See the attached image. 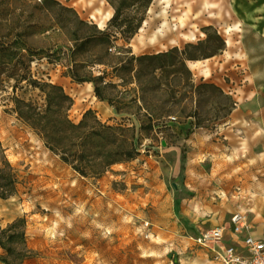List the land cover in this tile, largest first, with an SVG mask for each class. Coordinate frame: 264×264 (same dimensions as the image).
<instances>
[{
    "label": "rangeland",
    "instance_id": "obj_1",
    "mask_svg": "<svg viewBox=\"0 0 264 264\" xmlns=\"http://www.w3.org/2000/svg\"><path fill=\"white\" fill-rule=\"evenodd\" d=\"M119 1L0 0V174L16 181L0 194V264H214L197 239L243 204L218 125L251 88L264 101V38L199 22L208 0H153L130 41L106 37L110 20L92 16ZM32 81L60 85L76 124L92 110L88 131L93 116L120 126L133 157L99 178L75 171L13 111L14 97L47 104Z\"/></svg>",
    "mask_w": 264,
    "mask_h": 264
},
{
    "label": "trees",
    "instance_id": "obj_2",
    "mask_svg": "<svg viewBox=\"0 0 264 264\" xmlns=\"http://www.w3.org/2000/svg\"><path fill=\"white\" fill-rule=\"evenodd\" d=\"M152 2L153 0H120L117 5L113 4L114 15L109 21V26L115 31L105 32L103 35H120L124 40L130 41L142 28ZM130 8L132 10L127 13ZM31 85L45 93L47 104L40 107L14 97V113L23 125L43 141L46 148L71 165L79 174L99 178L112 165L133 157L132 152L121 144L120 126L108 125L93 116L98 130L88 131L92 110H88L82 121L76 124L68 114L74 101L60 85L45 81H32ZM95 93L100 99L97 87ZM103 141L106 144L102 145ZM95 148L99 149L93 151ZM7 171L5 174L4 170H1L0 174L1 180L7 181L0 183V194L4 199L14 195L16 183L13 169L9 167Z\"/></svg>",
    "mask_w": 264,
    "mask_h": 264
},
{
    "label": "crops",
    "instance_id": "obj_3",
    "mask_svg": "<svg viewBox=\"0 0 264 264\" xmlns=\"http://www.w3.org/2000/svg\"><path fill=\"white\" fill-rule=\"evenodd\" d=\"M216 4L222 6L221 12L212 15L210 11L213 7L211 0H208L205 6L208 13L202 12L197 20L202 22L207 19L206 25H214L212 21L224 25L233 21L239 24L237 28L242 35L254 31L264 38V0H223ZM234 28L233 26V31L237 30ZM260 90V87L251 88V95L243 97L231 114L219 123V130L217 129L226 140L225 155L233 159L234 165L239 168L234 166L232 169L236 177L231 185L245 194L237 196L243 200V204L232 215L240 213L246 217L249 230H243L241 238L252 234L264 239V101L260 100ZM100 103L106 104L110 112L116 109L108 98H103ZM230 221L226 225L225 242L238 246L233 239ZM213 263L219 264L215 260Z\"/></svg>",
    "mask_w": 264,
    "mask_h": 264
},
{
    "label": "built area",
    "instance_id": "obj_4",
    "mask_svg": "<svg viewBox=\"0 0 264 264\" xmlns=\"http://www.w3.org/2000/svg\"><path fill=\"white\" fill-rule=\"evenodd\" d=\"M233 239L238 246L225 242L226 226H216L199 235L197 242L214 252V260L219 264H264V239L249 234L240 237L243 230H249L246 217L236 213L230 221Z\"/></svg>",
    "mask_w": 264,
    "mask_h": 264
},
{
    "label": "bare ground",
    "instance_id": "obj_5",
    "mask_svg": "<svg viewBox=\"0 0 264 264\" xmlns=\"http://www.w3.org/2000/svg\"><path fill=\"white\" fill-rule=\"evenodd\" d=\"M112 16H113V12H107L104 14H100V17L93 15L92 18L96 20V22L100 28H104L107 25V22L112 18ZM234 27H235L234 29L237 28V26H234ZM196 31H191L189 34H183V36L187 39L194 40L196 38ZM231 31H233L232 26H229V25L224 26V32L225 33H230ZM189 65L192 68H197V67L199 68L201 66V63L200 62H189ZM73 191H74V189L71 190V192H73Z\"/></svg>",
    "mask_w": 264,
    "mask_h": 264
}]
</instances>
